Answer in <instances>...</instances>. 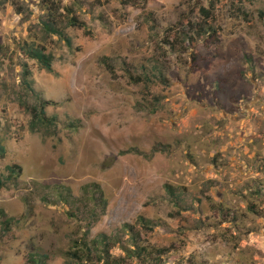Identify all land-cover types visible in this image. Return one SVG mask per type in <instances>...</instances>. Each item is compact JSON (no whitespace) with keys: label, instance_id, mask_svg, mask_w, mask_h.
Returning <instances> with one entry per match:
<instances>
[{"label":"rangeland","instance_id":"1","mask_svg":"<svg viewBox=\"0 0 264 264\" xmlns=\"http://www.w3.org/2000/svg\"><path fill=\"white\" fill-rule=\"evenodd\" d=\"M49 6L71 46L43 30ZM261 14L264 0H0V264H102V234L119 264H264ZM40 99L54 136L30 129Z\"/></svg>","mask_w":264,"mask_h":264},{"label":"trees","instance_id":"2","mask_svg":"<svg viewBox=\"0 0 264 264\" xmlns=\"http://www.w3.org/2000/svg\"><path fill=\"white\" fill-rule=\"evenodd\" d=\"M49 10H50V13L48 14L49 16L48 20L41 21L43 30L48 34H55V35H58L59 37L64 38L66 42L68 43V45L71 46L70 39L65 37L64 32L56 24V18L54 17V13L52 12V11H56V9L52 6L51 7L49 6ZM68 11L71 12L70 9H68ZM200 11L203 15L206 16V18L210 16L209 8L207 9L201 8ZM71 15H72L71 18L69 19L70 26L74 27V26L84 25L83 22L79 21L74 16V14H72V12H71ZM260 17L263 19V22H264V15L261 14ZM209 29L212 30L211 26H209ZM213 32L215 33L214 29L212 30V33ZM21 49L28 58L35 60L42 69H45L48 72L53 71L52 64H53L54 58L50 53H47L45 46H38L31 42H24ZM23 73L26 77L31 75V71L29 70L27 64L23 65ZM26 82H28V85H26L27 89L30 91H34V89L31 86V83L28 80H26ZM51 104H54V102L40 99L38 101V104L28 105L27 109L29 110L31 114V120H30L31 131L33 132L39 131V132L44 133L47 136H54L56 134L57 118L55 116H48L47 110H46L47 106ZM0 151L3 154L4 148L1 145H0ZM7 168L10 172V174L6 176L7 178H10L13 173L16 174V171L18 172L20 171V166L16 164L10 165ZM4 186H5V180L2 177H0V188ZM166 189H167V193L170 195V197H172L175 204L179 205L180 198L179 196L176 195V192L174 191L173 187L170 185H166ZM184 209L187 210L186 206L184 207ZM253 209H254L253 207H250L251 211H254ZM138 222H139V225L143 229L148 230L150 232L153 231L154 225L152 224L151 220H147L144 217H140L138 219ZM9 223H10L9 219H5L2 221V224H5V225H8ZM122 230L128 233L129 234L128 237L130 238L129 246L124 247L125 252L128 254L129 257L133 259H140L143 253L146 252V248L141 247L138 242V240H140V233H138L135 227L131 226L130 224L123 225ZM111 242H112V239L108 238L107 235L105 234H102V236H99V238H96L95 240H93L92 247L89 249H91V251L94 250L98 254L99 263L119 264L120 260H112L110 258L109 251H110ZM80 244L82 246L81 252L79 253V252L71 251L69 252L70 255L72 256V258L76 260L84 261V260L89 259L91 256V251L88 249L89 244H87L86 242H82ZM86 249L88 251L85 253ZM44 258H46L45 255L42 256L39 254H31L30 262L33 264H44L45 262Z\"/></svg>","mask_w":264,"mask_h":264}]
</instances>
